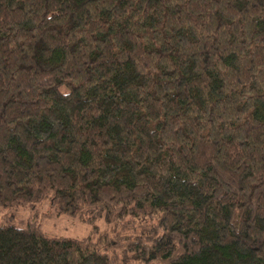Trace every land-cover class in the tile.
Listing matches in <instances>:
<instances>
[{"label":"trees","instance_id":"16d2710c","mask_svg":"<svg viewBox=\"0 0 264 264\" xmlns=\"http://www.w3.org/2000/svg\"><path fill=\"white\" fill-rule=\"evenodd\" d=\"M46 205L91 234L0 264H264V0H0V210Z\"/></svg>","mask_w":264,"mask_h":264},{"label":"rangeland","instance_id":"374dc122","mask_svg":"<svg viewBox=\"0 0 264 264\" xmlns=\"http://www.w3.org/2000/svg\"><path fill=\"white\" fill-rule=\"evenodd\" d=\"M28 222H36L49 237L83 239L92 232L90 224L78 221L66 215H58L49 205L32 209L30 206L9 207L0 210V224L9 223L24 228ZM97 226L101 232L108 229L103 220H98Z\"/></svg>","mask_w":264,"mask_h":264}]
</instances>
